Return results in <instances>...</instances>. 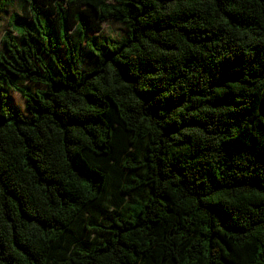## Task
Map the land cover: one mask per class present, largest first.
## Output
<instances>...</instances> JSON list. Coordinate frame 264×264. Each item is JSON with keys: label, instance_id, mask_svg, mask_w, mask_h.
I'll list each match as a JSON object with an SVG mask.
<instances>
[{"label": "trees", "instance_id": "16d2710c", "mask_svg": "<svg viewBox=\"0 0 264 264\" xmlns=\"http://www.w3.org/2000/svg\"><path fill=\"white\" fill-rule=\"evenodd\" d=\"M17 1L0 264H264V0Z\"/></svg>", "mask_w": 264, "mask_h": 264}, {"label": "rangeland", "instance_id": "374dc122", "mask_svg": "<svg viewBox=\"0 0 264 264\" xmlns=\"http://www.w3.org/2000/svg\"><path fill=\"white\" fill-rule=\"evenodd\" d=\"M4 3V0H0V4ZM0 11V49H1V38L5 34V32L11 30L9 25V20L12 15H16L20 12V7L17 0H13L11 5L4 6ZM126 35V28L123 24L117 21H109L103 24V31L101 34L97 35L99 40L102 38L105 39L107 37H112L114 39H121ZM63 53V50H62ZM10 105L15 107L16 109L26 113L25 110V99L23 96L18 94L17 92H12L10 94Z\"/></svg>", "mask_w": 264, "mask_h": 264}]
</instances>
